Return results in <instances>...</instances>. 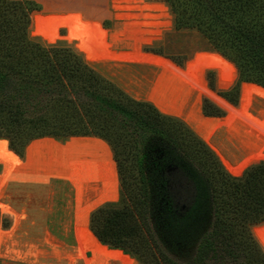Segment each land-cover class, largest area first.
I'll list each match as a JSON object with an SVG mask.
<instances>
[{
	"label": "trees",
	"instance_id": "obj_1",
	"mask_svg": "<svg viewBox=\"0 0 264 264\" xmlns=\"http://www.w3.org/2000/svg\"><path fill=\"white\" fill-rule=\"evenodd\" d=\"M38 1L44 10L33 14L32 33L49 43H74L87 62L70 48L45 47L27 38L30 14L41 9L36 0H0V197L10 181L41 183L47 167L27 164L16 154L23 156L34 139L98 136L111 145L120 174V199L90 215V229L103 244L124 250L142 264H264V224L254 227L264 223V160L239 176L231 174L182 119L130 97L88 64L112 51H144V44L171 28L173 13L177 30L200 32L236 65L238 80L220 93L237 104L243 82L264 87V0H164L169 6L146 0ZM107 18L113 22L111 29L104 26ZM147 50L163 54L162 47ZM167 55L179 65L187 59L186 54ZM141 57L154 61L151 55ZM159 62L174 75L177 71L168 64L173 65L181 72L179 79L196 89H205L188 68L169 58ZM215 76V70L207 72L212 88ZM220 105L228 118L207 122L264 126V111ZM203 110L207 116L223 115L207 98ZM124 144L139 153L138 181H129ZM159 152L165 154L161 165ZM152 165L164 174L171 228L188 232L205 203L212 210L211 226L186 261L171 257L156 238ZM0 207L14 220L10 230L2 231L3 240L23 214L1 200Z\"/></svg>",
	"mask_w": 264,
	"mask_h": 264
},
{
	"label": "rangeland",
	"instance_id": "obj_2",
	"mask_svg": "<svg viewBox=\"0 0 264 264\" xmlns=\"http://www.w3.org/2000/svg\"><path fill=\"white\" fill-rule=\"evenodd\" d=\"M36 1L41 5V9L34 10L30 14L27 38L45 47L70 48L80 53L86 61L84 54L77 49L74 43L66 40L49 43L32 33L33 14L44 10V4ZM146 1L167 4L164 0ZM172 16L171 28L164 31L162 38L144 44L142 47L144 51H112L103 58L90 59L88 64L95 69L102 80L113 83L130 97L153 103L161 112L182 119L203 138L223 165L222 157L232 163L242 160L245 154H241L236 149L228 133L217 132L215 134L220 123L207 121L228 118L226 110L220 105L224 103L264 111V87L254 83H244L243 86L241 85L243 91L242 96L240 93L241 99L239 96L238 103H232L220 91L228 90L235 85L239 78L236 65L209 45L200 32L191 29L177 30L173 13ZM104 26L106 29H111L112 20L107 18ZM61 33L66 34V31L61 29ZM149 46L162 47L163 54L147 50ZM167 54H186L187 59L183 65H179ZM143 55L153 56L154 61L140 58ZM50 58L53 59L52 53ZM164 58H169L179 67L188 68L206 86L205 89H196L193 85L179 79L181 72L171 64L168 66L177 71L174 75L162 69L159 61ZM209 70L216 72L214 88L211 87L207 78ZM206 98L223 110L222 116L205 114L203 101ZM259 116L261 117V114ZM82 137L86 138L61 140L54 137H43L34 139L26 147L23 156L11 150L25 163L33 166L65 168V170L73 168L82 171L83 177H87V195L84 203H86L85 214L90 232L83 237L80 236L77 228L78 195L68 180L52 179L48 183L10 181L4 186L0 200L23 214V218L13 233L2 240L1 232L10 230L14 220L0 207V264H100L103 258L100 245L108 247L115 260L108 264H122L120 262L142 264L124 250L103 244L90 229L91 212L104 203L116 202L120 199V174L112 147L106 140L98 136ZM133 149L128 144H124L123 162L131 182L138 181L137 176L140 171L139 153ZM164 156L165 154L160 152L157 155V162L160 165ZM151 161L153 163V159ZM154 167L151 166L152 171L150 172L157 192V217L153 220L156 238L171 257L178 261H186L194 255L199 238L211 226L212 210L205 203L204 210L197 218L192 230L188 232L171 228L165 212L168 195L161 182L164 174L160 168L154 169ZM2 172L3 164L0 163V174ZM78 249L82 251V257L79 259L76 256ZM72 257H76L77 260L71 262Z\"/></svg>",
	"mask_w": 264,
	"mask_h": 264
},
{
	"label": "bare ground",
	"instance_id": "obj_3",
	"mask_svg": "<svg viewBox=\"0 0 264 264\" xmlns=\"http://www.w3.org/2000/svg\"><path fill=\"white\" fill-rule=\"evenodd\" d=\"M217 132L228 133L236 149L241 154H245V157L242 160L236 161L235 163H232L228 159L222 157V161L224 165L226 166L228 171H230L233 175L236 176L240 175L244 171V169H246L250 165H253L255 163L264 160V126L249 125V124L237 123V122H220L219 128L215 131V134ZM75 137H82V136H75ZM72 138L73 137H71L70 140H72ZM86 178L83 177L82 171L53 169V168H44L41 176V183H48L52 179H64V180H68L76 189L78 195L77 196V200H78L77 228L79 230L81 237H83L86 233L90 232L85 214L86 203H84V198L87 195ZM0 240H1V234H0ZM99 247L103 251V252L101 251L103 253V258L100 264H108L111 261H115L113 260L110 249L108 247L103 245H100ZM76 256L78 259L79 257H82L81 249H78ZM76 260H77L76 257L71 258V262H74ZM120 263L126 264L123 262Z\"/></svg>",
	"mask_w": 264,
	"mask_h": 264
},
{
	"label": "water",
	"instance_id": "obj_4",
	"mask_svg": "<svg viewBox=\"0 0 264 264\" xmlns=\"http://www.w3.org/2000/svg\"><path fill=\"white\" fill-rule=\"evenodd\" d=\"M244 83H247V82H243V83H242V86H243ZM242 94H243V91L241 90V96H242ZM241 96H240V99H241ZM15 169H16V168H15ZM242 173H243V172H242Z\"/></svg>",
	"mask_w": 264,
	"mask_h": 264
}]
</instances>
